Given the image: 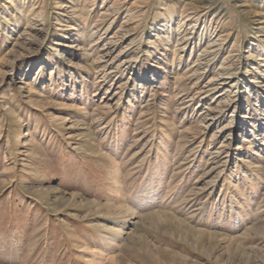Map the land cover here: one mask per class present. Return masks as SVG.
<instances>
[{
	"label": "rangeland",
	"instance_id": "374dc122",
	"mask_svg": "<svg viewBox=\"0 0 264 264\" xmlns=\"http://www.w3.org/2000/svg\"><path fill=\"white\" fill-rule=\"evenodd\" d=\"M0 264H264V0H0Z\"/></svg>",
	"mask_w": 264,
	"mask_h": 264
},
{
	"label": "bare ground",
	"instance_id": "6f19581e",
	"mask_svg": "<svg viewBox=\"0 0 264 264\" xmlns=\"http://www.w3.org/2000/svg\"><path fill=\"white\" fill-rule=\"evenodd\" d=\"M117 3V2H116ZM86 4V3H85ZM208 5V4H207ZM117 6V5H116ZM213 6V5H212ZM115 7V6H114ZM113 8V7H112ZM105 10H106V8H104ZM111 9V8H110ZM209 9V7H205L202 11H205V10H208ZM109 10V9H108ZM115 11V10H114ZM123 11V10H122ZM186 11V10H185ZM31 12H32V10H31ZM30 13V12H29ZM114 13V12H113ZM38 14V13H37ZM107 14L104 12L103 14H101V18L102 17H104V16H106ZM33 16V15H32ZM37 16H39V15H37ZM130 16V15H129ZM201 16V15H200ZM198 17L197 18V20H196V22L197 21H199L200 20V18L201 17ZM99 18V17H98ZM106 18H108V17H106ZM187 18L188 17H186V20H187ZM33 19V18H32ZM185 19V18H184ZM190 19V18H189ZM104 20V19H103ZM34 21V20H33ZM99 21V20H98ZM191 21V20H190ZM189 21V22H190ZM195 21V20H194ZM218 21V20H217ZM217 21H216V23H217ZM39 22V21H38ZM103 22V21H102ZM181 22V21H180ZM36 23V22H35ZM35 23H29L28 24V27L27 28H29V29H34L35 28V26H36V24ZM97 23V22H96ZM100 23V22H99ZM187 24V23H186ZM178 25H179V23H178ZM196 26V25H195ZM179 27V26H178ZM212 27V26H211ZM219 27V26H218ZM98 28V27H97ZM195 28V27H194ZM96 29V28H95ZM97 30V29H96ZM160 32V31H159ZM161 33V32H160ZM190 33V32H189ZM25 34V33H24ZM212 37V36H211ZM228 37H229V34H228V32L226 33V32H221V33H218V34H216L215 35V39L213 40V41H211L210 43H209V47L211 48H213V47H215V46H217V43L218 44H221L222 42H224V41H226L227 39H228ZM183 39V38H182ZM209 39V38H208ZM96 42V41H95ZM110 42V44H111V40L109 41ZM94 43V42H93ZM182 44V43H181ZM92 45V44H91ZM109 45V44H108ZM205 46V45H204ZM206 47V46H205ZM183 48V47H182ZM218 48V47H217ZM218 50V49H217ZM204 51V50H203ZM210 51V50H209ZM210 53V52H209ZM120 54L121 53H118L117 55H116V57L118 58V56H120ZM206 54V53H205ZM229 54V53H228ZM230 55V54H229ZM110 56V52H109V49L108 48H106V47H103L102 49H101V54H100V58H99V63H101V64H103L104 66L103 67H106V65H108V61H109V59H107L106 61H104L105 60V58H108ZM200 56V55H199ZM212 57V56H211ZM210 57V58H211ZM227 57V56H226ZM201 59V58H200ZM114 61V58H112V59H110V63L111 62H113ZM204 61V60H203ZM98 62V61H97ZM196 62V61H195ZM201 62V61H200ZM208 63V62H207ZM224 63V62H223ZM226 63V62H225ZM213 64V63H212ZM117 65V64H116ZM208 65V64H207ZM202 66V65H201ZM192 69L190 70V71H188L186 74H185V76L183 77H181L179 80H181V82H182V84H183V87H187V84L189 83L188 81L191 79V78H193V77H196V76H198L197 74H198V69H199V65L198 64H194V65H192V67H191ZM207 68V67H206ZM212 68V67H211ZM117 69H118V66H116V67H114V68H107V70H109L108 72H103L102 73V76H101V78L103 79V80H105V79H111L112 77H114L113 75L115 74V72H117ZM105 69H102V71H104ZM189 73V75H187ZM200 74V73H199ZM216 77V79H211V80H209L207 83H206V85L203 87V88H205V89H203V90H199L198 92H196V93H194V94H192V95H190L189 96V99L188 100H186L184 103H181L182 104V106H183V109L184 108H186L184 105H187V103H189V102H191V101H193L194 100V98L196 97V96H205L208 92H210V91H212V90H214V85H216V84H214V82L215 81H217L218 80V78H220V81H222V83H221V85L222 86H228L229 84H230V82L228 83L227 81L229 80V79H231L232 77H231V75L230 74H227V73H223V74H217V76H215ZM212 78H214V77H212ZM99 80V79H98ZM97 83V82H96ZM95 83V84H96ZM195 84V83H194ZM192 85V84H191ZM219 87V86H218ZM194 88V87H193ZM191 89H192V87H189V88H187V90L188 91H191ZM180 90H182V89H179V92L177 91L176 92V94H175V96L176 97H178V100H180V98H181V96L183 95L181 92H180ZM186 90V89H185ZM184 90V91H185ZM187 90L185 91V93H187ZM195 95V96H194ZM181 101H182V99H181ZM202 101V100H201ZM191 105V104H190ZM196 107V106H195ZM199 109V108H198ZM205 109V113H207L208 114V116H212V113H213V110L212 109H210L209 107H207V108H204ZM177 110V109H176ZM180 109H179V107H178V111H179ZM194 114V113H193ZM201 128H203V129H206L207 127L205 126V125H203V127H201Z\"/></svg>",
	"mask_w": 264,
	"mask_h": 264
}]
</instances>
